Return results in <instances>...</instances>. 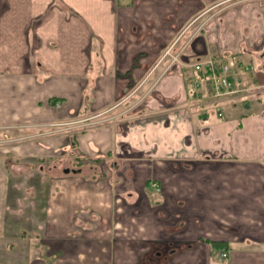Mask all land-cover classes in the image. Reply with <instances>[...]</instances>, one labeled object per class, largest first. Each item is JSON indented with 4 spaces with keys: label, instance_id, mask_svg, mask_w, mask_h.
Instances as JSON below:
<instances>
[{
    "label": "crops",
    "instance_id": "obj_1",
    "mask_svg": "<svg viewBox=\"0 0 264 264\" xmlns=\"http://www.w3.org/2000/svg\"><path fill=\"white\" fill-rule=\"evenodd\" d=\"M201 16L184 60L221 54L254 66L246 82L256 92L223 100L222 116L210 103H188L185 67L158 63L177 29ZM78 115L108 121L81 131L78 150L117 157L134 194L114 237L74 227L93 221L74 210L88 197L81 180L69 184L78 192L69 206L53 208L51 195L56 264H264V0H0V134H44L40 123ZM151 179L162 184L160 216ZM137 196L142 210H130ZM171 198L184 204L176 220L195 223L164 222ZM6 199L0 181V213Z\"/></svg>",
    "mask_w": 264,
    "mask_h": 264
},
{
    "label": "rangeland",
    "instance_id": "obj_2",
    "mask_svg": "<svg viewBox=\"0 0 264 264\" xmlns=\"http://www.w3.org/2000/svg\"><path fill=\"white\" fill-rule=\"evenodd\" d=\"M203 14L208 16L209 13L206 10ZM206 16H201L198 21L189 20L177 29L173 38L171 37L169 44L176 43L174 52L183 50L182 58L189 50L188 46L191 42L196 43V39L193 38L201 32L202 22ZM194 21L195 25L191 26ZM140 93L139 98L143 95L142 92ZM98 118L103 119V115L86 117V119L78 115L68 121L40 123L38 130L46 132L44 134H0V181L2 184L7 183L5 204L7 208L0 213L2 217L0 218V264H56L57 261L53 256L51 257V245H48L47 241L51 239L53 224L51 195L57 201L53 204V208L56 209L60 205L69 206L70 200L78 196L76 186L70 187L69 185L70 182H75L74 180H81L82 194L88 195L85 198V206L81 210L79 208L74 210L80 214L92 213L93 218V221L87 218L76 219L73 221L74 227L88 225L93 229L95 227L104 228L111 237L115 236V231L110 234V229L122 230L126 227L125 216L129 206L128 201H125L129 195L134 194L132 193L134 192V186L132 187L134 177L126 176L127 172L124 169L121 170L122 165L117 157L116 159L109 156H106V159L91 158L81 154L77 147V136L81 131L94 126L97 122H108L106 120L96 121ZM69 131L71 134H53ZM5 147L7 151H4ZM154 180L156 179H151L150 184ZM157 183L161 188L160 181ZM88 185L92 188L87 187ZM150 187L152 190L151 185ZM118 190L121 198L116 193ZM159 194L153 192L149 195L152 199L150 206L154 207L153 210L158 216L163 208ZM96 197L104 199L103 205L106 206L104 212L97 207L100 199L97 204L94 203ZM139 197L137 196L130 204L132 206L130 210H142L141 203H139L141 197ZM183 205V203H174V199L171 198L168 215L164 218V222L169 220L168 223L172 222L176 228L188 227L195 223V219L190 217H183L180 222L176 220L174 212L184 210ZM106 209H109V212ZM182 213L193 215L195 212L190 210ZM109 236L105 234V237ZM57 260L59 261V258Z\"/></svg>",
    "mask_w": 264,
    "mask_h": 264
},
{
    "label": "built area",
    "instance_id": "obj_3",
    "mask_svg": "<svg viewBox=\"0 0 264 264\" xmlns=\"http://www.w3.org/2000/svg\"><path fill=\"white\" fill-rule=\"evenodd\" d=\"M176 43L167 45L158 60V63L164 59L169 60V66L178 63L185 67V78L190 86L191 99L200 101L201 104L210 103L212 110L219 116L223 115V100L247 99L256 92L257 87L248 85L246 75L254 71L251 64L234 65L225 55L215 54L209 57L188 61L182 58L183 50L174 52ZM152 188L157 192L161 191L156 181H152ZM225 257L228 253L222 250Z\"/></svg>",
    "mask_w": 264,
    "mask_h": 264
}]
</instances>
